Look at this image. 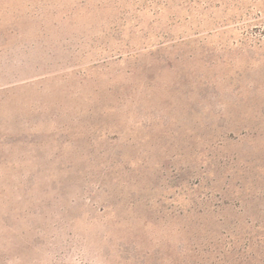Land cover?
Returning a JSON list of instances; mask_svg holds the SVG:
<instances>
[{
    "label": "rangeland",
    "instance_id": "374dc122",
    "mask_svg": "<svg viewBox=\"0 0 264 264\" xmlns=\"http://www.w3.org/2000/svg\"><path fill=\"white\" fill-rule=\"evenodd\" d=\"M0 264H264V0H0Z\"/></svg>",
    "mask_w": 264,
    "mask_h": 264
}]
</instances>
